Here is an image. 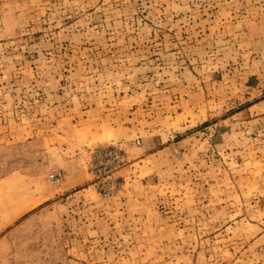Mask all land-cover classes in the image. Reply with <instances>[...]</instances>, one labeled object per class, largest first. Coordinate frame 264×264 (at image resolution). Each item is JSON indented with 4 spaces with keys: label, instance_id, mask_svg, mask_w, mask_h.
<instances>
[{
    "label": "rangeland",
    "instance_id": "1",
    "mask_svg": "<svg viewBox=\"0 0 264 264\" xmlns=\"http://www.w3.org/2000/svg\"><path fill=\"white\" fill-rule=\"evenodd\" d=\"M0 264H264V0H0Z\"/></svg>",
    "mask_w": 264,
    "mask_h": 264
},
{
    "label": "crops",
    "instance_id": "2",
    "mask_svg": "<svg viewBox=\"0 0 264 264\" xmlns=\"http://www.w3.org/2000/svg\"><path fill=\"white\" fill-rule=\"evenodd\" d=\"M111 137V136H110ZM63 157V161H64V167L65 168H69V166H71L74 162L77 163L79 160L77 158L75 159H71L67 156V154H62ZM60 164L59 162H57V165Z\"/></svg>",
    "mask_w": 264,
    "mask_h": 264
},
{
    "label": "built area",
    "instance_id": "3",
    "mask_svg": "<svg viewBox=\"0 0 264 264\" xmlns=\"http://www.w3.org/2000/svg\"><path fill=\"white\" fill-rule=\"evenodd\" d=\"M52 180H58L60 178V174L52 175Z\"/></svg>",
    "mask_w": 264,
    "mask_h": 264
}]
</instances>
